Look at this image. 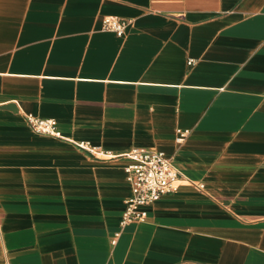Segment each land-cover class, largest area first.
<instances>
[{
	"label": "crops",
	"instance_id": "0c3cea01",
	"mask_svg": "<svg viewBox=\"0 0 264 264\" xmlns=\"http://www.w3.org/2000/svg\"><path fill=\"white\" fill-rule=\"evenodd\" d=\"M134 149L181 173L123 225ZM0 264H264V0H0Z\"/></svg>",
	"mask_w": 264,
	"mask_h": 264
},
{
	"label": "built area",
	"instance_id": "2783aa9c",
	"mask_svg": "<svg viewBox=\"0 0 264 264\" xmlns=\"http://www.w3.org/2000/svg\"><path fill=\"white\" fill-rule=\"evenodd\" d=\"M129 22L118 17H106L103 28L113 31L119 36L126 32ZM193 61H189L191 65ZM27 121L31 128L38 134L63 138L54 119H42L34 115H28ZM189 131L178 130L177 141L180 143L187 137ZM74 144L88 153L101 157L113 155L100 146L93 145L90 141H79ZM130 164L126 166L127 179L131 185L132 194L126 200V208L123 214L122 224L145 221L147 211L145 206L151 205L164 195L177 190L176 182L180 176V170L173 159L163 151L152 149H134L127 154Z\"/></svg>",
	"mask_w": 264,
	"mask_h": 264
}]
</instances>
